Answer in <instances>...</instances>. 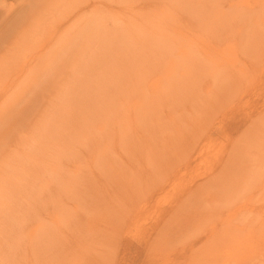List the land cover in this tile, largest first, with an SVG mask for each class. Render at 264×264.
Here are the masks:
<instances>
[{"label":"rangeland","instance_id":"obj_1","mask_svg":"<svg viewBox=\"0 0 264 264\" xmlns=\"http://www.w3.org/2000/svg\"><path fill=\"white\" fill-rule=\"evenodd\" d=\"M7 1L26 3L21 18L30 17L26 9H35V14L40 10V0ZM87 1L80 0L79 6ZM157 1L155 7L151 5L156 0L136 2L144 5L142 10L114 4L100 12L98 0L81 9L63 0L66 36L94 17L99 27L89 30L76 52L70 48L65 55L61 103L42 117L34 106L30 133L0 156V203L36 205L40 212L51 203H83L87 211L82 204L76 221L80 224L63 226L72 243L83 242V231L89 233L84 219L95 216V207L124 206L126 264H264L259 261L264 254V166L254 167L264 156V24L253 21L260 13L254 0ZM117 19L125 24L119 26ZM184 54L197 61L198 72L188 60L172 76L187 74L183 80L188 82L199 76L198 81L188 84L180 76L178 88L173 89V81L172 89L162 86L169 60L188 59ZM211 57L227 64L216 82L210 72L201 74L210 70ZM155 78L158 89L150 86ZM48 94L53 95L50 88ZM136 101L144 106L136 107ZM0 146L7 148L3 142ZM222 161L232 166L221 176L214 172ZM251 169L257 171L253 178ZM231 174L245 177L236 203H227L231 210L239 206L238 212L227 213L228 196L223 194L226 199L222 196L225 200L218 206H225L209 214L208 205L217 204L211 194L222 190V184L237 188L242 180H231ZM212 176L221 181L209 184ZM73 229L80 234L69 233ZM102 234L101 239L97 233L92 237L102 243ZM218 236L222 241L217 244ZM247 238L251 246L244 247ZM87 241L86 251L92 252L86 254L81 247L84 260L79 256L83 263H78L98 264L103 258L94 254L102 255L101 245H92L90 235ZM210 241L216 247L209 246ZM252 245L255 257L249 255ZM228 248L239 252V258L225 259ZM216 255L221 256L217 261Z\"/></svg>","mask_w":264,"mask_h":264},{"label":"bare ground","instance_id":"obj_2","mask_svg":"<svg viewBox=\"0 0 264 264\" xmlns=\"http://www.w3.org/2000/svg\"><path fill=\"white\" fill-rule=\"evenodd\" d=\"M92 1L93 0H88L86 2L87 4H85L84 6H87L88 4L90 5L94 4ZM139 1L140 0H98L99 11L100 12L109 11L114 7V4H120L119 6L123 7L125 10L131 9V8L132 9L139 8L142 10L145 7L144 5H139L138 3H136ZM147 1L143 0V4H145ZM39 3H40V10L36 14L34 13L35 9L29 8L25 10V14H29L30 17L26 16L24 18H21V16L24 14L20 12L22 10L21 8H23L26 5V3L24 4V1H22L21 3H18L19 4L18 6L14 2H9L7 0H0V143L3 142L7 146L6 149H2L3 146H0V156L1 155L4 156L8 154L9 148L13 147L14 144L19 139L24 138L26 135L30 133L31 126L33 124V117L31 116V113L34 110V106H36V108L39 109L40 111L39 116L42 117L44 113H46V110L49 107L55 106L61 103L62 97L64 96L62 95L63 79H64L62 67H63L65 55L67 54L68 51H70V48L76 52V49L79 46L78 42L80 44L81 39H83L84 37H88L89 30L95 27H97L96 28L97 30L99 27L98 25L99 18L97 22L96 21L97 18L94 17L88 20L87 22H85L80 27H74L72 31L70 32L69 36H66L65 28H64V21L66 19L65 18L66 14H63V11H62L63 0H40ZM158 3L159 1L156 0V2L151 6L155 7V5H157ZM72 4L74 8L76 9L80 7L79 6L80 0H72ZM82 7H80V9ZM254 9L255 11H259L258 14L259 13L260 14H259L258 19L256 18V21L255 20L253 21L254 22L261 21L260 24H264V0H254ZM17 12L19 15L14 17V15H16ZM164 18L165 17H162L159 21L164 20ZM116 21L118 22L119 26L125 24L123 20L117 19ZM150 23L152 24V22ZM205 48L206 47H204V49ZM206 51H209V50H206ZM180 53L181 51H179V54ZM188 56L187 54H184V57L187 58ZM191 56L192 55H190V60H189V57L186 60L183 58L181 59L182 57L181 56L179 57L180 59L176 58V61H173V63L171 60H174V59H171L169 60L170 63H167L169 67L168 65L166 67L165 65H163L165 69L163 72L164 76L162 78L163 79L162 86L166 85V87L169 86L171 89H172L171 86H174V85H177V86H175V88L173 89H176V87L178 88L179 85L181 86L182 84L181 79L180 80L178 79L181 76L183 80V78H185L187 74L185 75L179 72L180 74H177L179 78L176 76L177 79L174 78L172 74H174L175 70L177 69L178 71L183 70L184 67H186V65L189 64L188 63L189 61L193 62L192 66L194 63H197V61L191 58ZM200 60L201 59H199V61ZM181 61L186 62V63L181 64ZM208 61L212 62L210 70L205 69L206 71L203 70L201 74L204 73L203 75H206L208 72H210L211 79L213 77L216 82V78H218L217 81H219L221 79V77L219 76V72H223L227 64H224V63L222 64L219 61L214 62L215 59L213 57L208 59ZM183 64H186V65H183ZM180 65H183V66H180ZM178 66L181 68L180 69L177 68ZM194 66L196 69L192 67L191 68L192 71L194 70V72H198L197 64H194ZM203 66L205 67L206 65H203ZM192 71H189L188 74L189 73L193 74L194 72ZM193 76H197V75H195L194 73L193 75H191V77ZM197 77L199 79V76ZM196 78L193 77V79L195 80ZM205 78L207 77H204V79ZM158 79L159 78H155L151 82L150 86L154 88L156 87V89H158L157 87ZM193 79L192 81H190V78H189V81L195 82V83L196 81H198V80L195 81ZM171 81H173L174 85H171L172 83ZM185 81L188 84H190V82H188L187 80H183V82ZM177 83H179V85ZM48 88H50L53 92L52 96L48 94L49 98L47 96ZM208 88L210 89V87ZM152 90L154 89L152 88L151 91ZM98 96L102 97V95H98ZM168 100L169 99H167L166 101L169 102ZM138 102L139 101L135 102L136 107H139L140 105L144 106L145 102L143 104L141 101H140L141 104H139ZM169 104L170 106H172L171 102H169ZM261 122L263 123V121ZM194 138H196V136H194L193 139ZM199 141H200L199 139L194 141L196 143V148H200ZM261 155H259L258 157L262 158ZM258 157H255V158H258ZM259 159L260 158H258L257 160ZM263 159H264V156H263ZM263 159L260 160V162H258L257 160L254 161L256 163V164L254 163V167L256 166V168L258 167L261 168L262 166H264V165H261V163H264ZM257 162H258V165H257ZM187 163H189L188 160L185 161V164ZM231 166L232 164L228 166L227 162L222 161L219 163L218 168L217 169L215 168L216 171L214 173L216 174L218 173L222 176L223 173L224 174L226 173L227 168L230 169ZM238 169L239 171H242V167H239ZM238 169L236 171H238ZM250 171H253V172H250ZM255 171L254 169L249 170L250 173H253V175H251V178L256 176L254 175ZM249 172H247V174ZM261 172L262 170H260V173ZM260 173L258 174L256 173L257 176ZM248 175H245V176H248ZM240 177H241V174L238 177L236 175L235 176H233L232 174L230 175L231 180H234ZM242 178L244 179L245 177H241L240 179ZM243 179L240 180V182H238L239 184L237 183L238 184L237 188H235L236 186L232 187L230 185L231 186L230 187L228 185V189L227 188L225 189V185L227 186V184L224 185L220 183L224 187L222 188V190L224 189L227 191L225 192L223 190L224 191L223 193H222V190L219 191L218 188L220 187L221 189L222 187V185H220L217 188L218 189L217 194L215 192H213L215 194H211V196H213L215 200H217V204L213 205L212 207H210L211 205H208L209 214L213 215L217 213V212H214L216 211L214 208L218 210L221 207H224L225 205H227L226 206L227 213H229V215L234 214L235 211L238 212L239 206L237 208V206L234 205L236 207H234L233 210H231L232 208V207L230 208L231 204H229V207H228L227 203H231V202L236 203L235 200H237V197L240 196L242 192V190L241 192L239 191L240 189H242ZM239 180H236L235 182ZM220 181L221 180L218 176H212L209 184L215 185L219 183ZM223 194L228 196L227 199H226V196H223ZM222 196L225 197L226 204L224 203L225 204L224 206L222 204L220 206L219 204L218 206V203H223L224 202L223 200H225V199H222L223 198ZM51 204H52L51 206L48 205L47 207L41 206L40 208H42L43 212H40L41 209L37 208L36 205L28 206V205H19V204L0 203V264H80L78 262L82 261L81 263H83V260H84V258H82V255L84 253L80 252L81 250L80 248L84 247L83 249L85 251L88 250V248L86 247L88 246V244L90 246V242L88 243L87 241L89 235H90V241H92L91 244L93 243V241H95L94 246L101 245L100 249H101L102 255L94 254L95 256L99 255L101 259L103 258V260H100L101 262L98 261L99 262L98 264H126L127 263L128 240H127L126 228H127V223H128L127 221L128 215H127V209H125L124 206L123 207L121 205L115 206V204H108V203H104L97 207L93 206L96 208V210H98L97 213L99 214H97L96 211H94L96 213L95 216H93L94 215L93 214L92 216H89L88 218L84 219V223L87 226V228L85 227V230L88 231L89 233H86L85 231L83 232L86 235L88 234L87 235L88 237L86 238L85 237L86 235L83 236L82 234H80V232L82 231L80 230V228L78 229V231L80 230L79 233L75 231L77 228L75 230L73 229V231L69 230V233L70 231L71 232L75 231L78 235L80 234L83 242L79 240V242L78 243L76 242L77 243L76 244V243H72V241L69 240L70 238L68 239L67 235L64 234L63 228L65 227L63 226L67 224L70 225L68 223L70 221L71 222L75 221L76 223L79 212L80 214L82 213L80 210H82L81 208L84 206V204L82 203L83 206L81 203L80 205L75 203L78 206L68 205V204L67 206L66 204L63 206H59V203H55L56 205L54 203H51ZM91 208H88V210L92 211L90 210ZM85 209L87 211V207H85ZM80 221H78V223L76 224H80L79 223ZM79 226L82 227V225H77V227ZM73 227L75 228L76 225L75 226L73 225ZM81 229H84V228L82 227ZM75 232L74 234H76ZM101 232L103 233L102 243L98 242L100 243L98 244L97 243L98 240H95L93 237L95 236L94 233H97L98 238L101 239V236H100ZM82 236L85 237V240L82 238ZM249 236L250 235H248V237ZM63 238H67V240L65 241V239ZM78 238L80 239L79 236ZM217 239H216L217 244L219 243L218 241L220 240L222 241V237L219 239V236H218ZM249 239L247 238L248 241L247 240L243 241V242L247 241L246 244L244 243L245 246L244 244H242L244 247H247L248 243H249V246H251ZM213 241H210V243L208 242V244L209 246L211 245V246L216 247V245L214 244L215 241L214 242ZM229 248L231 249V247ZM229 248H228L229 250L228 253L222 250L224 251L223 253L226 254L224 258L227 259V258H231L232 256L237 257L239 252L238 254L237 252H232L234 253L232 254L230 253ZM250 248L252 249L249 250V252L251 251L249 255L252 254V256L255 257V255L253 254L254 252H252L254 251L253 249L255 248V246L250 247ZM213 249L212 251H214ZM90 251H86L85 253L86 254L90 253ZM80 254L82 255L80 256ZM208 254L210 253L208 252L206 254L207 257H208ZM212 255H213V252H212ZM79 256L83 260L82 259L80 260ZM99 256H96V257H99ZM219 256L220 255H216L214 259L217 261V259L221 257ZM242 256L244 258V256L246 257L247 255L245 254L241 255L240 258H242ZM198 257L201 259L200 256ZM254 257L253 259H255ZM260 257H261V260H259V258L257 260L264 263V261L262 260L264 257V254H263V257H262V254H260ZM202 258L205 259V256ZM208 258H210V256ZM204 259L202 260L205 261ZM250 263L251 261L248 262V264Z\"/></svg>","mask_w":264,"mask_h":264}]
</instances>
